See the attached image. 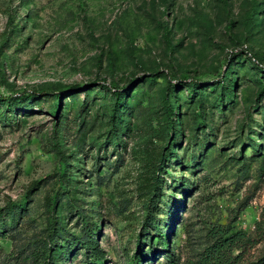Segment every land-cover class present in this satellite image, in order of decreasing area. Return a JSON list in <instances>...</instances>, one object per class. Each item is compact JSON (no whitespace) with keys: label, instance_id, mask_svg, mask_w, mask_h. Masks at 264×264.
Returning a JSON list of instances; mask_svg holds the SVG:
<instances>
[{"label":"rangeland","instance_id":"rangeland-1","mask_svg":"<svg viewBox=\"0 0 264 264\" xmlns=\"http://www.w3.org/2000/svg\"><path fill=\"white\" fill-rule=\"evenodd\" d=\"M58 92L57 114L21 101ZM119 93L132 111L116 147ZM0 98L15 100L0 108V264H43L52 217L55 264L94 223L101 264H203L227 228L256 239L232 264L264 254V0H0ZM172 121L169 154L171 129L156 135ZM89 263L79 243L64 264Z\"/></svg>","mask_w":264,"mask_h":264},{"label":"trees","instance_id":"trees-1","mask_svg":"<svg viewBox=\"0 0 264 264\" xmlns=\"http://www.w3.org/2000/svg\"><path fill=\"white\" fill-rule=\"evenodd\" d=\"M231 72H229L227 75H229ZM227 77V76H226ZM139 87V86H138ZM193 88V87H191ZM224 91V87H222ZM79 87H74L71 88V94L69 95L71 98H76L80 95V93H76L75 91L78 90ZM89 91H86L88 93ZM64 95V92H58L54 93L51 96H47L44 98L39 97L40 95H30L27 97H24L21 101H27V102H35L36 104H41L42 101L44 102H49L51 105L53 104L52 110L54 111V114H57L61 103H62V97ZM172 97H175V91H172V94L169 96V98L172 101ZM202 98H198V102H202ZM15 101V100H14ZM11 99H2L0 98V108L2 107H8L10 110H13L14 106L12 102H14ZM17 101V100H16ZM222 104V103H221ZM219 108V105H217ZM31 106H27L26 109L29 110ZM176 105L171 103L168 105L166 108L167 114L171 115L168 119L172 118V115H174ZM17 110V108L15 109ZM132 111L131 106L127 103V98L124 94H116V99H115V106L113 108V112L111 115V122H112V130L107 134L108 137V142H112L114 146L118 147L119 145L122 144L123 142V137L126 135V132L130 130V127L128 125V116H130ZM11 113V111H10ZM169 124L171 125L169 127ZM164 125V124H163ZM166 129L161 131V133H157L156 137H159L161 139H165L168 134L169 130L171 129L172 131V136L171 138V145L168 146V152L169 154H173L175 152L174 150V145L179 143L181 141V129L180 125L176 123V121H172L171 123H166ZM167 132V133H166ZM170 144V143H169ZM99 146V144H97ZM101 148V147H100ZM65 162V161H64ZM161 163V162H159ZM64 171L62 172L60 179H59V185L61 191L65 190V186L70 178V174L67 171V166L68 163H64ZM76 166V165H74ZM154 190H153V195L151 198L148 200V219L150 221V224L154 226V228H157L159 226L158 224V219L154 218V208L156 206V191H159L160 189L157 190V186H160V181L158 182V177L154 176ZM63 189V190H62ZM62 193V192H61ZM58 199H51L49 200V206L52 210L56 209V205L58 203ZM11 211L9 212L10 214L16 215V210L15 208L10 209ZM83 219L85 221V225L89 224L87 222V217L83 214ZM57 219L56 218H51L49 221V231L50 234L48 235V239L45 242V244L42 247V255H43V264H55L53 262H50L49 259L51 257V247L49 246L52 243H55L58 241V238L60 237L61 231L58 229L56 226ZM95 225V233L92 229H89V233L87 234V237L85 239H75L73 243L70 244L68 251L63 255V257L60 259V261H63L62 264L66 263L68 260V253L71 252V249L74 245L82 243L84 245V248L86 249V255L87 258H89V264H101L102 261L105 258V254L99 249L98 242H97V237L95 235L98 234V224L94 223ZM169 226V224L167 225ZM257 231L259 233V240L264 239L263 235V228L261 227V224H257ZM165 230V229H164ZM160 231L161 236H166L167 230L165 231ZM232 228H227L219 237L217 241H215L210 248H208L205 253V259L203 261V264H232L236 258L233 257L232 252L235 249L241 250L242 252H245L247 246L250 247L253 245V243L256 241V239L248 238L245 233L242 231H231ZM258 241V239H257ZM171 264H177L174 261L170 262ZM59 264V263H57ZM250 264H264V254L259 257L257 261H254Z\"/></svg>","mask_w":264,"mask_h":264}]
</instances>
